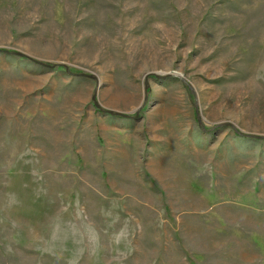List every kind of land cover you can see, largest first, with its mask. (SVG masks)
I'll list each match as a JSON object with an SVG mask.
<instances>
[{"label":"rangeland","instance_id":"1","mask_svg":"<svg viewBox=\"0 0 264 264\" xmlns=\"http://www.w3.org/2000/svg\"><path fill=\"white\" fill-rule=\"evenodd\" d=\"M0 264H264V0H0Z\"/></svg>","mask_w":264,"mask_h":264},{"label":"trees","instance_id":"2","mask_svg":"<svg viewBox=\"0 0 264 264\" xmlns=\"http://www.w3.org/2000/svg\"><path fill=\"white\" fill-rule=\"evenodd\" d=\"M117 114V113H116Z\"/></svg>","mask_w":264,"mask_h":264}]
</instances>
